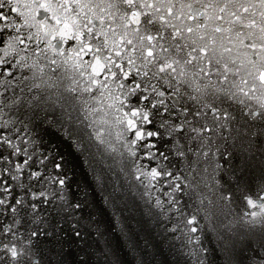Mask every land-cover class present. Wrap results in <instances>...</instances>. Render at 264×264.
I'll list each match as a JSON object with an SVG mask.
<instances>
[{
  "label": "snow or ice",
  "instance_id": "1",
  "mask_svg": "<svg viewBox=\"0 0 264 264\" xmlns=\"http://www.w3.org/2000/svg\"><path fill=\"white\" fill-rule=\"evenodd\" d=\"M178 238L264 264V0H0V264H169Z\"/></svg>",
  "mask_w": 264,
  "mask_h": 264
},
{
  "label": "water",
  "instance_id": "2",
  "mask_svg": "<svg viewBox=\"0 0 264 264\" xmlns=\"http://www.w3.org/2000/svg\"><path fill=\"white\" fill-rule=\"evenodd\" d=\"M103 127L108 129V125H102ZM99 130V129H97ZM117 129H111V138L114 140L116 136ZM102 135L107 136V131ZM60 149L63 152L68 153V158L73 165V171L75 172V178L79 180H87V165L83 163V159L78 157L72 152V149L68 147L67 142H62L60 144ZM116 161H120V149H119V142L116 144V152L111 154ZM138 195V193L136 194ZM174 247L169 248L167 243L164 244L162 249V254L158 255L156 258L157 260H163L169 262V264H185V261L188 260L187 254L185 253L184 249L181 245L184 243L183 239H176L171 242ZM211 247V245H210Z\"/></svg>",
  "mask_w": 264,
  "mask_h": 264
}]
</instances>
